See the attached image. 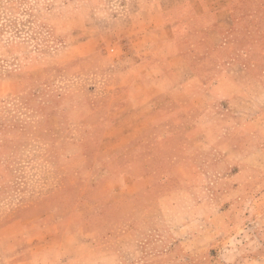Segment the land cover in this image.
Here are the masks:
<instances>
[{
    "label": "rangeland",
    "instance_id": "374dc122",
    "mask_svg": "<svg viewBox=\"0 0 264 264\" xmlns=\"http://www.w3.org/2000/svg\"><path fill=\"white\" fill-rule=\"evenodd\" d=\"M216 17L264 84V0H0V264H264V157L237 190L223 123L155 120V50Z\"/></svg>",
    "mask_w": 264,
    "mask_h": 264
},
{
    "label": "crops",
    "instance_id": "0c3cea01",
    "mask_svg": "<svg viewBox=\"0 0 264 264\" xmlns=\"http://www.w3.org/2000/svg\"><path fill=\"white\" fill-rule=\"evenodd\" d=\"M222 13L224 11L219 12L218 17ZM218 17L209 23L211 28L206 29L208 33L203 43L194 45L193 50H155V120L163 118V107L180 111L189 107L192 112L200 111L199 119L203 120L204 116L211 127L223 123L214 147L219 153L237 154L244 163L232 164L239 167L233 179L239 178L232 182L239 190L251 183V180L241 181L240 177L246 172L255 173L259 168L257 158L264 157V84L246 66L223 59L227 45L222 32L230 25L220 23ZM185 42L183 37L176 40L179 46ZM197 57L198 61L193 64L191 61ZM185 118L190 119V116ZM202 131L207 134L206 128ZM220 212L227 225L235 226L231 225L230 211L220 209ZM246 212H236L235 216L241 221Z\"/></svg>",
    "mask_w": 264,
    "mask_h": 264
}]
</instances>
